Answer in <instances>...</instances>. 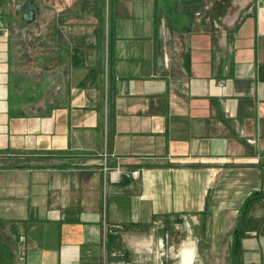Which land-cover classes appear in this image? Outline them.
<instances>
[{
	"label": "crops",
	"instance_id": "crops-1",
	"mask_svg": "<svg viewBox=\"0 0 264 264\" xmlns=\"http://www.w3.org/2000/svg\"><path fill=\"white\" fill-rule=\"evenodd\" d=\"M189 253L264 264V0H0V264Z\"/></svg>",
	"mask_w": 264,
	"mask_h": 264
},
{
	"label": "water",
	"instance_id": "water-1",
	"mask_svg": "<svg viewBox=\"0 0 264 264\" xmlns=\"http://www.w3.org/2000/svg\"><path fill=\"white\" fill-rule=\"evenodd\" d=\"M35 3L27 1L16 13V17L24 24L30 25L35 21Z\"/></svg>",
	"mask_w": 264,
	"mask_h": 264
},
{
	"label": "built area",
	"instance_id": "built-area-1",
	"mask_svg": "<svg viewBox=\"0 0 264 264\" xmlns=\"http://www.w3.org/2000/svg\"><path fill=\"white\" fill-rule=\"evenodd\" d=\"M107 155L105 154L104 155V161H106L107 160ZM104 172L105 173H108V172H111V174H115L116 175V177H119V175L121 174V171H120V169L119 168H116L115 170H111V168H108V165L107 164H105V166H104ZM138 175V172H133V176H137Z\"/></svg>",
	"mask_w": 264,
	"mask_h": 264
},
{
	"label": "rangeland",
	"instance_id": "rangeland-1",
	"mask_svg": "<svg viewBox=\"0 0 264 264\" xmlns=\"http://www.w3.org/2000/svg\"><path fill=\"white\" fill-rule=\"evenodd\" d=\"M191 259H192V255L189 253V262L185 264H189L191 262Z\"/></svg>",
	"mask_w": 264,
	"mask_h": 264
}]
</instances>
